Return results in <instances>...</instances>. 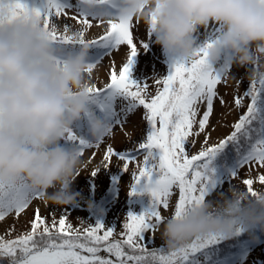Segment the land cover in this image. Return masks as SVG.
<instances>
[{
  "label": "clouds",
  "instance_id": "9594fccd",
  "mask_svg": "<svg viewBox=\"0 0 264 264\" xmlns=\"http://www.w3.org/2000/svg\"><path fill=\"white\" fill-rule=\"evenodd\" d=\"M87 13L103 22L130 19L142 24L166 54L179 62H191L201 49L208 63L218 64L224 53L231 63L245 68L250 79H264V0H81ZM116 12H110V7ZM86 15L89 18L88 14ZM210 24L221 31L211 47L200 43L196 34ZM74 26V45L79 50L67 58L58 53V43L44 27L42 16L14 14L7 8L0 16V184H15L23 178L31 189L42 193L47 206L75 204L79 193L72 185L86 171L90 160L86 150L67 148L74 125L90 115L95 93L104 88L96 75L100 63H91L90 30L84 43ZM223 79L236 77L230 69ZM239 81H237L238 83ZM96 142L112 135L105 122L90 121ZM97 167L96 169H98ZM222 202L205 199L177 215L164 216L157 231L169 251H177L197 239H231L240 230H264V188L252 195L247 186L234 184Z\"/></svg>",
  "mask_w": 264,
  "mask_h": 264
},
{
  "label": "snow or ice",
  "instance_id": "6c2138e0",
  "mask_svg": "<svg viewBox=\"0 0 264 264\" xmlns=\"http://www.w3.org/2000/svg\"><path fill=\"white\" fill-rule=\"evenodd\" d=\"M6 8L14 14L42 16L44 27L50 29L51 39L60 45L74 44L76 41L67 24L62 30L58 27V17L87 26L80 32V43L85 42V31L97 25L103 26L102 21L97 23L86 15L69 16L59 0H48L43 10L30 7L26 0H0V16ZM136 28L138 25L134 28L130 19L110 20L103 34L90 41L92 45L114 42L117 49L126 45L130 51L126 63L119 70L114 65L111 68L110 82L103 89L90 88L89 92L97 95L112 89L131 97L146 110V120L150 126L146 139L135 147L131 155L121 154L120 150L108 145L103 161L104 167H108L112 158L116 157L123 162L122 168L127 172L129 165L135 163L129 194H150V206L141 214L130 212L127 215L123 230L119 232L120 238L114 236L116 228L103 223L74 228L68 222L67 214H62L59 219L53 215L49 221L37 208L29 230L14 239L9 238L15 231L14 227L5 235H0V257L10 258L11 264H186L191 254L215 243L217 238L197 239L177 251L152 247L145 242L146 233L156 236L158 226L164 219L163 211L172 206L170 201L174 189L178 191L174 206L177 215L201 203L207 195L209 184L214 186V169L210 165L229 143L244 142L246 155L242 167L264 168V79H250L243 96L236 95V107H243L245 98L250 103L247 111L232 125L234 130L231 134L214 146H207L206 139L205 147L192 154L187 149L194 146L195 140L190 138L205 132L214 112L215 101L219 99L222 106L226 104L218 93V85H227L223 79L227 67L222 71L214 68L208 63L207 52L201 49L198 57L191 62L176 61L166 77L155 81L158 89L155 95H151L149 83L140 85L131 78L134 58L139 52L134 41ZM214 40L209 39L207 46L211 47ZM140 45L147 47L143 40ZM201 107L204 109L202 114ZM198 116L200 118L197 120ZM194 125H198V131H193ZM68 139L75 142L79 138L70 134ZM79 143L84 149H98L103 141L88 144L79 140ZM140 156H143L142 161ZM97 171L99 168L92 174L95 175ZM257 180L264 186V174H259L256 180H243L252 195H257L254 188ZM42 195L33 191L23 178L15 184H0V222L12 215L20 217L32 201Z\"/></svg>",
  "mask_w": 264,
  "mask_h": 264
},
{
  "label": "rangeland",
  "instance_id": "374dc122",
  "mask_svg": "<svg viewBox=\"0 0 264 264\" xmlns=\"http://www.w3.org/2000/svg\"><path fill=\"white\" fill-rule=\"evenodd\" d=\"M28 3L29 0H26ZM48 0H38L36 5L41 10L47 5ZM59 3L66 7L69 16L88 14L92 19H96L99 15L98 12L87 13L86 9L81 3V0H59ZM33 5L31 7H36ZM110 12L115 13L116 8H109ZM58 27L62 30L64 25L67 24L69 30H73L74 26H78L76 21L68 19L66 17L56 18ZM134 28L137 24L133 23ZM104 25L94 26L90 29V38L95 35L103 34ZM221 31L219 25L210 24L207 29H200L196 34L198 42L214 39ZM143 40L147 47H141L140 41ZM134 41L137 42L139 52L134 58L135 63L132 66L131 78L138 84L144 85L149 83V93L154 95L157 92L158 85L155 83L157 79H163L164 76L169 74L173 70L169 65L173 61V57L170 56V62H167V54L163 51L160 45L155 42L154 36H149L145 27L140 24L134 31ZM112 44V43H110ZM107 49L109 51L107 52ZM79 50L78 45L67 44L58 45V53L62 58H67L70 54H75ZM129 48L126 45H122L117 49L115 44L113 46H107V44L101 42L92 45L89 61L91 63H100L96 75L99 77L103 84L110 82V71L113 65L119 70L124 63H126ZM102 52L104 55L100 56L98 53ZM97 55V58L95 56ZM95 58L96 60H93ZM218 70H224L226 67L230 69L236 77L229 84L218 85V93L223 96L226 101L225 105H221L220 100L217 99L214 103V112L210 117L209 124L207 125L205 132L199 136L191 137L195 140L194 146H189L187 150H190L192 154H197L202 148L205 147L204 141L207 139V146H214L220 140L225 139L234 130L232 125L238 121L239 117L247 111V106L250 100L244 99L243 107H236L234 99L237 94L241 97L249 86V73L238 65L231 63V53L225 52L221 61L213 66ZM237 81H239L237 83ZM107 104L110 107L111 119L106 124V128L110 129L112 135L105 136L101 146L86 150V159L90 160L86 171L80 174L77 180L73 183V191L79 193V198L75 204L67 206L45 205L40 198L34 199L29 208L20 215L15 217L14 215L6 218L5 221L0 222V235H5L10 228L15 229L11 233L9 238H15L19 234H23L29 230L30 221L33 219L35 209L39 208L42 216L47 217L49 221L53 215L56 219H59L62 214L69 216L68 222L73 225L74 228H86L90 224L103 223L110 228H116L114 233L115 238L119 237V232L122 231V225L126 220L127 215L132 212L135 214H141L151 204V196L148 193L143 195H130V187L133 183L132 173L136 169V164L129 165L128 172L125 171L122 166L123 162L118 158L113 157L111 164L108 167H104L103 157L106 152L107 146L111 145L115 149L120 150L121 154L129 155L128 152L134 151L135 147L139 143H142L150 130V126L146 120V110L143 106L132 98L119 93L114 92L111 96L107 97ZM90 109L93 115L97 114L100 117V110L95 106V102L92 100ZM203 107L200 112L202 114ZM200 117H197V120ZM87 122V124H86ZM193 131H198V125H194ZM74 133L78 136L91 137V130L88 121L85 118L78 121L74 125ZM89 142V140H88ZM87 142V143H88ZM96 141L89 142L88 144H95ZM225 150V149H224ZM223 150V151H224ZM140 161L143 160V156L139 157ZM220 164L214 169L213 172V184H209L206 198L214 202H222L221 198L225 195L230 196L229 189L234 184L244 186L243 180L245 178H252L256 180L259 174H264V168L254 166L250 169L248 166L242 167L243 161L238 165H233L225 159L217 160ZM99 167V171L92 174L96 168ZM235 176H237L235 178ZM115 180L116 193L114 191V198L109 201H103L99 204L101 196L106 192L110 186V181ZM255 190L264 188L260 185L258 180L254 184ZM178 199V191L174 189L173 196L171 197V207L163 211V215H170L174 211V206ZM132 207V208H131ZM101 209L104 210L105 215L102 214ZM145 242L156 248H163L167 250L165 242L161 239L159 232L153 237L151 233L145 234ZM103 254V253H102ZM6 264H11V259L8 257H0V264H4L3 261L7 260ZM225 264H264V244L256 242V240H248L245 246V251L237 253L233 256L231 261Z\"/></svg>",
  "mask_w": 264,
  "mask_h": 264
},
{
  "label": "trees",
  "instance_id": "16d2710c",
  "mask_svg": "<svg viewBox=\"0 0 264 264\" xmlns=\"http://www.w3.org/2000/svg\"><path fill=\"white\" fill-rule=\"evenodd\" d=\"M37 1L38 0H29L28 4L31 7L33 5L38 4ZM36 7L38 8V5H36ZM99 35H95L94 37H92V39L97 38ZM206 41L207 39L205 41H202L201 43ZM169 58L170 55L167 54L168 64L170 62ZM174 63H175V59L173 58V61L169 64L172 67V69ZM114 91L115 90L108 89L106 91H103L95 95L94 98L92 99L95 102V106H103L106 98L111 96V94H113ZM104 97L106 98L103 99ZM224 149H223L224 151L222 150L221 152H219L216 155V157L213 159L211 167H216L217 165H219L220 163L217 162V160H221V159H225L226 161H229L233 165H236L240 163V161L243 160L246 155V147L243 141L239 143H229ZM133 153L134 151L128 152L129 155ZM114 191L116 193L115 180H113V183L111 180L110 186L106 190V192L101 196L100 198L101 200L99 201V204H102L103 201L105 202L111 201L114 198L113 196ZM101 212L103 215H105L103 209H101ZM253 239L256 240V242L258 241L260 243H264V230H261L260 228H255L249 231L240 230L231 239L217 238L215 243L209 244L207 247L202 248L200 251L191 254L186 264H222L224 261L228 262L233 258L234 255L242 251V249L246 246L248 240H253ZM6 261H8V259L4 260L3 263L6 264Z\"/></svg>",
  "mask_w": 264,
  "mask_h": 264
}]
</instances>
